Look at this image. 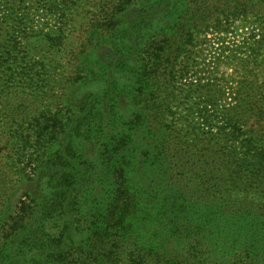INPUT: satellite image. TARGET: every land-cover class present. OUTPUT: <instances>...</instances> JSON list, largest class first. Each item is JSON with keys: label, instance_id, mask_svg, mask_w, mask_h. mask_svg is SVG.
Returning <instances> with one entry per match:
<instances>
[{"label": "trees", "instance_id": "trees-1", "mask_svg": "<svg viewBox=\"0 0 264 264\" xmlns=\"http://www.w3.org/2000/svg\"><path fill=\"white\" fill-rule=\"evenodd\" d=\"M34 4L53 27L0 4V74L35 85L36 100L70 89L64 107L0 132L2 156L34 165L0 196V264H264V84L192 58L210 33L221 43L239 20L264 25V0ZM88 7L97 14L70 45ZM250 35L234 50L264 70V33ZM66 53L59 78L53 57Z\"/></svg>", "mask_w": 264, "mask_h": 264}, {"label": "rangeland", "instance_id": "rangeland-1", "mask_svg": "<svg viewBox=\"0 0 264 264\" xmlns=\"http://www.w3.org/2000/svg\"><path fill=\"white\" fill-rule=\"evenodd\" d=\"M0 4L4 9L11 8L21 12L22 10H30V12L36 11L37 13L34 12L31 14L28 20V24L34 26L36 30L43 27L50 28L55 25L54 21L44 18V15L39 13L45 11L43 7L45 1L42 4L43 6L35 5L34 0H0ZM49 6L50 5H48V7ZM89 10L90 13H87L89 16L88 19H83L82 16L66 28V42L70 45H73L74 42L76 43L75 46H77V43L79 42L77 39L79 29L81 27L86 28L89 23L90 25L92 24V19L90 17L97 14V10H93L92 8H89ZM135 10L136 8L132 6L129 14H132ZM261 28L263 30H261ZM251 31H257V34H259L257 39H261L262 33H264V25H261L260 21L253 17H249L247 20H239L237 30L231 35V39L221 43L216 42V36L210 33L207 39L202 38L199 45L194 48L192 58L196 61L198 60V65L208 71L216 69L214 71L217 72L216 75L218 78L226 79L228 81L246 79V81H253L256 86H263L264 70L263 67H261L263 63H261L260 60H257L256 62L254 60L255 63H253V65L244 63V59H242L243 56L236 53L234 50L237 48L235 46L238 43H243V41L250 38ZM52 52L53 51H50L48 56H54ZM45 54L46 52L33 55L30 63L37 64V62L42 61ZM68 55V53L58 54V56L63 57H53L57 59L56 61L54 60V65H58V70L56 71L59 78L66 76L71 69V62L69 61V58L66 57ZM8 72L6 71L3 74H0L2 76V80L0 81V132L6 130V125L10 126L11 123L8 124L6 121L8 119L10 120V118L19 122L23 120L33 122L35 117H40L47 109L56 111L59 107H64L63 100L69 92V84L58 82L56 86H50L47 99L42 98L43 100H41L39 98L36 100L35 98H32L36 86L32 83L25 82V80L11 82L9 81L10 78L7 76V74L11 73V70ZM202 83L207 84L208 81L205 80ZM100 89L101 85H98V83L86 84L82 89V93L98 91ZM32 99L36 101L37 105L33 106L34 109H29L32 106ZM23 117L26 119H22ZM15 163L0 154V170L4 172V174L1 175L4 180L0 185V196L4 197V199L14 192V187L20 182L22 178L20 167H34L28 159H23L16 164ZM21 194L13 198L12 203L14 205L19 202L20 197L22 196Z\"/></svg>", "mask_w": 264, "mask_h": 264}]
</instances>
